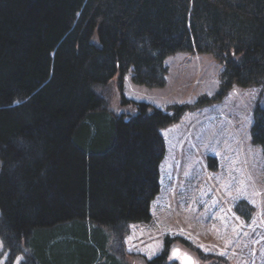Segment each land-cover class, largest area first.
Instances as JSON below:
<instances>
[{"label":"trees","instance_id":"trees-1","mask_svg":"<svg viewBox=\"0 0 264 264\" xmlns=\"http://www.w3.org/2000/svg\"><path fill=\"white\" fill-rule=\"evenodd\" d=\"M182 51L210 54L223 67L212 95L166 110L124 96L127 75L163 87L167 58ZM114 82L129 111L108 108ZM259 84L264 0H0V238L8 264L18 256L19 264H136L125 237L131 223L151 219L161 129L234 85ZM251 138L264 154L261 105ZM176 240L167 237L142 264H177Z\"/></svg>","mask_w":264,"mask_h":264},{"label":"rangeland","instance_id":"rangeland-1","mask_svg":"<svg viewBox=\"0 0 264 264\" xmlns=\"http://www.w3.org/2000/svg\"><path fill=\"white\" fill-rule=\"evenodd\" d=\"M166 63L163 87L138 85L127 75L124 96L166 110L194 105L217 90L223 67L212 55L182 51ZM104 97L114 114L130 110L121 105L116 82ZM259 105L264 107V84L234 85L221 101L188 109L161 129L165 152L151 219L131 223L125 237L124 251L135 255L136 264L159 254L167 237L177 239L171 248L195 264H264V154L251 138ZM202 253L211 258L203 260ZM8 261L0 238V264Z\"/></svg>","mask_w":264,"mask_h":264},{"label":"flooded vegetation","instance_id":"flooded-vegetation-1","mask_svg":"<svg viewBox=\"0 0 264 264\" xmlns=\"http://www.w3.org/2000/svg\"><path fill=\"white\" fill-rule=\"evenodd\" d=\"M173 259L177 262V263H182V264H195V259L194 257H192L191 255H189L188 253H181L179 256L178 254H172Z\"/></svg>","mask_w":264,"mask_h":264},{"label":"water","instance_id":"water-1","mask_svg":"<svg viewBox=\"0 0 264 264\" xmlns=\"http://www.w3.org/2000/svg\"><path fill=\"white\" fill-rule=\"evenodd\" d=\"M179 253V250L178 249H174L173 250V254H178Z\"/></svg>","mask_w":264,"mask_h":264}]
</instances>
